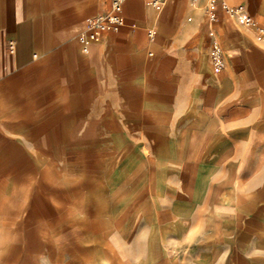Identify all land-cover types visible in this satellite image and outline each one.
<instances>
[{
	"label": "crops",
	"instance_id": "obj_1",
	"mask_svg": "<svg viewBox=\"0 0 264 264\" xmlns=\"http://www.w3.org/2000/svg\"><path fill=\"white\" fill-rule=\"evenodd\" d=\"M218 1L213 32L233 55L220 72L207 0H126L123 27L88 53L80 39L111 0H0V175L32 137H151L158 163L167 150L170 173L194 175L192 207L223 208L224 246L264 252V39L221 6L264 26V0Z\"/></svg>",
	"mask_w": 264,
	"mask_h": 264
},
{
	"label": "rangeland",
	"instance_id": "obj_2",
	"mask_svg": "<svg viewBox=\"0 0 264 264\" xmlns=\"http://www.w3.org/2000/svg\"><path fill=\"white\" fill-rule=\"evenodd\" d=\"M141 139L32 137L18 172L0 175V264H264L224 246L223 208L192 207L194 175L170 173L168 151L158 163Z\"/></svg>",
	"mask_w": 264,
	"mask_h": 264
},
{
	"label": "built area",
	"instance_id": "obj_3",
	"mask_svg": "<svg viewBox=\"0 0 264 264\" xmlns=\"http://www.w3.org/2000/svg\"><path fill=\"white\" fill-rule=\"evenodd\" d=\"M167 1L168 0H150V4L155 10L161 11L167 4ZM125 2L126 0H111L110 8L107 12L98 15L88 22V33L80 39L84 53H88L90 45L100 41L105 33L117 32L123 27L125 23L123 18ZM218 4V0H207L206 5L211 30L210 62L215 72L223 71L228 61L233 56L230 51L224 49L221 41L213 32V25L216 22L214 9ZM221 6L227 14L236 19L242 27L253 30L259 40L264 39V26L258 25L256 21L246 13L243 7H230L226 2H221Z\"/></svg>",
	"mask_w": 264,
	"mask_h": 264
}]
</instances>
